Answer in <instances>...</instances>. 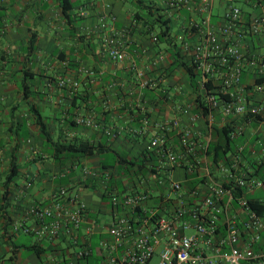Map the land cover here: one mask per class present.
Here are the masks:
<instances>
[{
	"label": "crops",
	"instance_id": "crops-1",
	"mask_svg": "<svg viewBox=\"0 0 264 264\" xmlns=\"http://www.w3.org/2000/svg\"><path fill=\"white\" fill-rule=\"evenodd\" d=\"M208 1L213 5L212 22L216 27L223 25V16L232 5L241 8L247 23L264 15V0H194L190 6L177 10L169 9L168 0H0V264H39L38 260L40 264H62L64 260L68 264H81L75 257L80 248L71 246L68 240L51 244L12 231L20 214L34 204H50L62 187L69 189L70 194H82L89 217L98 224L88 238L99 239L100 253V242L109 237L108 227L117 212L110 200L102 197L103 180L85 181L81 171L88 167L101 173L106 170L103 164L108 165L111 157L118 155L129 159L147 155L157 124L176 120L189 123L190 115L181 112V108L194 106L202 90L198 80L197 89H193L184 68L175 64L174 56L179 50L185 52L186 43L198 42L199 30L193 26L202 24L200 9ZM144 5L151 7L156 16L164 15V20L170 21L169 36L158 41L160 25L153 18L144 20L150 12ZM137 13L142 19L136 20ZM109 47L123 51L126 60L119 63L110 60L105 52ZM244 55L247 77L242 86L248 104L261 107L264 118V31L259 35L247 34ZM89 69L95 71V77L86 74ZM67 77L79 80L77 91L60 87V79ZM146 81L155 87L145 88ZM78 93L83 98L76 102ZM33 107L44 117L49 140L36 123ZM78 116L92 118L98 128L76 125ZM140 116L147 119L139 121L140 133L135 135L129 125ZM145 120L149 126H145ZM224 121L219 116L216 127L226 126ZM239 125L244 127L236 138V153L243 150L239 164L242 175L253 173L260 165L264 171V120L239 121ZM196 128L204 133L205 124L200 121ZM111 130L118 137H110ZM176 134L172 137L178 143ZM56 142L100 145L106 151L73 157L58 154L54 150ZM178 170L185 173L184 168L176 167L173 176ZM67 171L65 178L59 177ZM213 173L219 180L225 177L222 171ZM124 183L125 188L133 186L132 190L147 191L155 197H167L170 193L159 189L149 176L134 178L132 182L124 179ZM200 188L201 198L193 208L198 207L209 224L212 211L201 208L200 203L212 183ZM251 194L246 193L245 197L255 200ZM156 204L153 198L145 209L157 211ZM119 213L131 214L127 210ZM181 233L195 236L196 230L190 228ZM225 235L226 232L220 231L215 242ZM151 236L159 242V253L169 236L153 233ZM28 237H32L31 243L21 241ZM33 245L40 247L42 253L33 252L34 256L22 259L32 252L29 246ZM196 249L215 257L214 248L208 247L203 238L198 239ZM227 251V247L222 248V252ZM156 258L157 263L158 255L153 260Z\"/></svg>",
	"mask_w": 264,
	"mask_h": 264
},
{
	"label": "built area",
	"instance_id": "built-area-1",
	"mask_svg": "<svg viewBox=\"0 0 264 264\" xmlns=\"http://www.w3.org/2000/svg\"><path fill=\"white\" fill-rule=\"evenodd\" d=\"M193 1L168 0L167 6L170 10H177L182 6H190ZM200 11L203 14L202 24L193 26L199 30V40L195 44L186 43L184 49L198 74L205 107L200 108L199 103L195 102L188 109L181 108V112L190 115L186 125L178 120L156 125V132L150 140L149 153L155 154L157 165L150 167L153 171L150 178L155 180L159 188L180 193L183 182L173 180L174 169L188 167L190 172H193V167L198 169L212 183L211 193L203 196L200 203L201 208L212 211L211 223H205L201 210L197 209L191 213V222L182 219L187 213L185 209L173 217L157 218L153 222L156 211L145 209L150 198L149 192L134 191L133 186H127V192L123 194L120 191L108 192V183L116 172L106 169L100 173L84 167L81 171L84 180L101 178L103 192L108 194L111 206L117 212L114 222L108 227L109 237L100 242L101 261L98 264H150L156 255V264H264V216L251 207L245 196L238 199L241 212L233 207V214H230L232 202L235 201L234 194L225 189L222 181L217 180L212 173L214 170L222 171L225 173L224 178L230 179L232 167L233 182L247 193L264 189V178L257 176L255 171L238 174L242 149L233 155L231 166L224 163L220 167L214 166L207 153L210 144L215 140V127L219 116H223L227 125L233 124L234 119L246 115L257 116L263 112L261 107L248 104L241 82L247 34L259 35L264 31V15L247 23L241 8L232 5L223 16V25L216 27L212 22V3L205 2ZM105 52L114 62L126 60V54L116 47L106 48ZM86 74L89 77L96 75L90 69L86 70ZM140 75L143 76V73ZM59 84L61 88L72 91H77L80 87L79 80L75 77L61 78ZM143 86L151 89L155 84L146 81ZM200 121L205 124L204 133L196 128ZM143 122L145 126H149L148 120ZM75 123L90 129L98 128L95 120L83 116H78ZM243 130L244 127L238 125L230 136L236 139ZM108 132L110 137H118L117 132ZM132 132L135 135L140 133L138 130ZM173 133H177L178 143H175ZM252 154L256 155V150ZM68 172L61 173L59 177L65 178ZM225 198L227 200L222 204L221 201ZM255 201L260 204L264 202L262 199ZM179 203L183 206L184 200ZM138 209L142 214L148 213V216L142 217V214L137 213ZM121 210H127L131 214H120ZM221 215L225 216L227 235L216 243V224ZM97 227V221L89 217L88 205L82 194H70L69 189L62 187L53 196L50 204H34L20 214L12 225V231L34 236L39 242L51 244L58 240H68L71 246L80 248L75 257L87 259L93 253L88 237L95 233ZM190 228L196 230L195 236L181 233ZM152 233L169 236L159 253V242L152 240ZM199 238H203L208 247L214 248L215 257L197 251ZM128 242L132 244L128 246ZM223 247H227L228 251L222 252Z\"/></svg>",
	"mask_w": 264,
	"mask_h": 264
},
{
	"label": "trees",
	"instance_id": "trees-1",
	"mask_svg": "<svg viewBox=\"0 0 264 264\" xmlns=\"http://www.w3.org/2000/svg\"><path fill=\"white\" fill-rule=\"evenodd\" d=\"M143 4V2H141ZM145 8L149 9L150 12L146 13V16L143 17L142 15H140V13L136 14V20L142 19V17L144 18V20H148L150 18L154 19V22L157 23L160 29V33L157 37L158 41H161L162 39H164L165 37L170 35V26L168 25L170 23V21L164 20V15H160L158 14V16H156L151 10V7L145 6ZM150 15V16H149ZM165 27L164 30H162ZM34 47V41L31 42L30 44V48L33 49ZM175 64L178 63L179 65H181L185 72L188 75V78L190 79L193 89H197V80H198V74L195 71L194 66L192 65V61L191 58L188 54H186L183 50H179L175 56ZM174 65V64H173ZM246 73H244L243 71V76H242V82L241 84L243 85L245 80H246ZM81 94L78 93V95L75 97V101L77 102L78 99L83 98V96H80ZM196 103H199V107L200 108H204L205 107V103H204V99L202 98L201 94H198L195 100ZM31 112L34 116V118L36 119V123L39 126L41 133L44 134L45 136H47V139L49 140L48 136H49V132L47 129V126L44 122V117L39 113V111L33 107L31 109ZM135 112H132V114L134 115ZM143 119H147V118H141V116L139 118L133 119V123H131L129 125V128H131V130H138V128H140V120ZM264 120L262 114L260 115H246L243 118H239V119H234L233 120V124H227L226 126H223L221 128L215 127V140L214 142H212L209 146L208 149V154L211 160V163L214 166L220 167L221 163L226 164L227 166H231L233 157L232 154L235 155L236 154V146H237V141L236 139H233L230 134L232 131H234L235 129H237V126L239 125V121L242 122H248V121H261ZM75 123V121H74ZM76 124V123H75ZM77 125V124H76ZM103 146L100 145H92V144H86V143H76V142H70V143H60V142H56L54 143V150L58 153V154H62V153H68L73 155V157H86V156H90V155H95V154H101L102 152H105L106 150L104 148H102ZM111 163H109L108 165L103 164V167L106 169H112L113 171H115L116 173L114 174V176H112L111 181L108 183V192H113V191H120L119 193L123 194L126 191L125 188V183H124V179L125 180H129L130 182L133 181L134 178H139L141 176L143 177H151V173H153V171L150 169V165L154 164L156 165L157 163V157L155 156L154 153H149L148 154H144L142 157H133V158H128L125 156H121L118 155L116 157H111ZM231 173L230 175L232 177H230V179H220L223 183V186L225 189L230 190L232 195L234 194V198L235 201L232 202V207H231V212L230 214H233V207L234 209H238L239 208V198H242L243 196H247L246 195V190L244 188H240L239 186H236L235 182H233V168L231 167ZM185 170V177L186 180L183 182L182 184V190L180 193H176V192H170L167 190V188H159L162 191L166 192H170L169 195L166 196H160V197H155L150 195L149 200H152L153 198L155 200H157V211H156V215L154 217V219L152 220L153 222L155 221V219L157 218H162V217H173L175 216L180 210L185 209L187 211V213L185 215H183L182 219L185 221H192L191 218V213L193 212V210H195V205L196 202L198 201V199L201 198V188L200 186L208 183V179L207 177H204L201 172L197 169H195V167H193V172H190L188 170V167L184 168ZM214 172V171H213ZM213 176L216 178L215 173H212ZM238 174L241 175L242 171L241 169L238 171ZM255 174L261 178H264V171H263V166L260 165L258 167V169L255 170ZM118 176V177H117ZM217 180H219L218 178H216ZM159 187V186H158ZM211 192L209 191L208 194H210ZM173 194V197H171ZM170 196V197H169ZM103 199H108L110 200L109 196L107 193L103 194ZM148 200V201H149ZM184 200V205L181 206L179 201ZM227 198L223 199L221 201L222 204H224L226 202ZM251 207L257 211L261 216H264V202L262 204H260L259 202H256L253 199L249 200ZM111 204V203H110ZM201 207V206H200ZM197 210L198 207H196ZM138 214H142V211L140 209L137 210ZM172 215V216H171ZM148 216L147 214H142V217H146ZM168 217V218H169ZM210 224V223H209ZM217 232L219 233L220 231L225 233L227 235V225L225 222V217L223 215H221L219 217V221L217 222ZM225 235V237H226ZM99 240V239H98ZM97 240V237L95 236L92 240H90L88 238V243L91 246L92 249V255L90 257H88L87 259H78L79 263H83V264H98L101 261V256L100 253L97 251L98 250V244L99 241ZM30 251L37 253L38 255H40L42 252L40 251V247L38 246H29ZM62 264H68V260H64L62 262Z\"/></svg>",
	"mask_w": 264,
	"mask_h": 264
},
{
	"label": "rangeland",
	"instance_id": "rangeland-1",
	"mask_svg": "<svg viewBox=\"0 0 264 264\" xmlns=\"http://www.w3.org/2000/svg\"><path fill=\"white\" fill-rule=\"evenodd\" d=\"M130 3V2H129ZM130 5V4H129ZM237 5L239 6H243L246 8V6L243 4V3H238ZM58 134V133H57ZM25 138V136H24ZM173 180L175 182H183L186 180V177H185V173L181 170H178L177 172V175L173 177ZM168 192V191H166ZM251 198H255V199H262V201H264V189H261V190H256L254 191L251 195H250ZM105 219L107 221H109L110 217L109 216H106ZM189 236H192L191 233H188ZM21 241H28L29 243H31L32 241V237H28V238H24V239H21ZM35 254L33 252L31 253H26L22 259H25L27 258L28 256H34ZM156 261H157V258L155 260H153L152 264H156ZM38 263L40 264L39 260H38Z\"/></svg>",
	"mask_w": 264,
	"mask_h": 264
}]
</instances>
